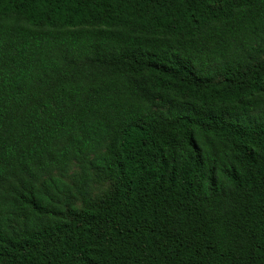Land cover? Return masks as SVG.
<instances>
[{
    "label": "trees",
    "instance_id": "obj_1",
    "mask_svg": "<svg viewBox=\"0 0 264 264\" xmlns=\"http://www.w3.org/2000/svg\"><path fill=\"white\" fill-rule=\"evenodd\" d=\"M0 264H264V0H0Z\"/></svg>",
    "mask_w": 264,
    "mask_h": 264
}]
</instances>
